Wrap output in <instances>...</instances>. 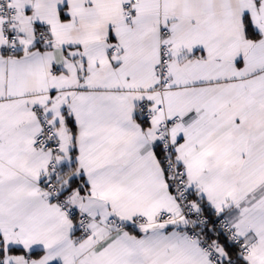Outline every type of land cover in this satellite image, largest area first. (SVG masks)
Instances as JSON below:
<instances>
[{
  "label": "snow or ice",
  "instance_id": "6c2138e0",
  "mask_svg": "<svg viewBox=\"0 0 264 264\" xmlns=\"http://www.w3.org/2000/svg\"><path fill=\"white\" fill-rule=\"evenodd\" d=\"M0 264H264V0H0Z\"/></svg>",
  "mask_w": 264,
  "mask_h": 264
}]
</instances>
